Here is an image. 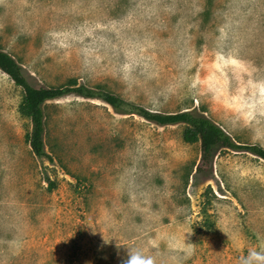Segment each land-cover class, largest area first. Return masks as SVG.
<instances>
[{"label": "rangeland", "instance_id": "1", "mask_svg": "<svg viewBox=\"0 0 264 264\" xmlns=\"http://www.w3.org/2000/svg\"><path fill=\"white\" fill-rule=\"evenodd\" d=\"M0 48L34 87L196 110L264 148V0H0ZM22 97L0 71V264H125L132 247L156 264H240L264 247V160L221 151L196 173L183 125L72 93L45 103L38 158ZM185 242L186 257L172 247Z\"/></svg>", "mask_w": 264, "mask_h": 264}, {"label": "trees", "instance_id": "2", "mask_svg": "<svg viewBox=\"0 0 264 264\" xmlns=\"http://www.w3.org/2000/svg\"><path fill=\"white\" fill-rule=\"evenodd\" d=\"M0 71L23 91L19 112L31 123V131L26 134V141L31 152L38 158L44 157L50 160L44 150L45 116L43 107L45 103L72 93L85 99L100 100L110 106L115 113L134 114L159 126L183 125L182 141L187 144L198 143L200 146V159L196 166V173H211L214 159L221 151L248 152L264 160L263 147L243 144L234 140L220 125L196 110L169 114L152 112L102 88L92 89L84 85H76L74 80L63 87H34L29 83L24 69L1 48Z\"/></svg>", "mask_w": 264, "mask_h": 264}, {"label": "clouds", "instance_id": "3", "mask_svg": "<svg viewBox=\"0 0 264 264\" xmlns=\"http://www.w3.org/2000/svg\"><path fill=\"white\" fill-rule=\"evenodd\" d=\"M260 91L262 96H264V85L260 86ZM261 115H264V111L261 112ZM172 247L183 251L185 257L191 250L186 242L174 243ZM125 264H156V261L153 256L146 255L143 249L132 247L127 249V259ZM240 264H264V247L249 248L247 254L241 258Z\"/></svg>", "mask_w": 264, "mask_h": 264}, {"label": "snow or ice", "instance_id": "4", "mask_svg": "<svg viewBox=\"0 0 264 264\" xmlns=\"http://www.w3.org/2000/svg\"><path fill=\"white\" fill-rule=\"evenodd\" d=\"M233 63H235V61H233Z\"/></svg>", "mask_w": 264, "mask_h": 264}]
</instances>
